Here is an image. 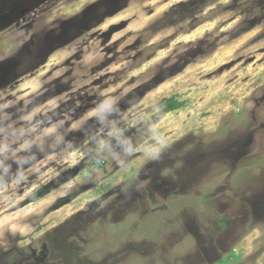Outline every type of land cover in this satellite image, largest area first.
I'll return each instance as SVG.
<instances>
[{
	"label": "rangeland",
	"instance_id": "rangeland-1",
	"mask_svg": "<svg viewBox=\"0 0 264 264\" xmlns=\"http://www.w3.org/2000/svg\"><path fill=\"white\" fill-rule=\"evenodd\" d=\"M0 264H264V0H0Z\"/></svg>",
	"mask_w": 264,
	"mask_h": 264
},
{
	"label": "trees",
	"instance_id": "trees-1",
	"mask_svg": "<svg viewBox=\"0 0 264 264\" xmlns=\"http://www.w3.org/2000/svg\"><path fill=\"white\" fill-rule=\"evenodd\" d=\"M164 104L166 105L164 108L165 112H169L171 110H174L176 108V104H172L171 102H164Z\"/></svg>",
	"mask_w": 264,
	"mask_h": 264
}]
</instances>
